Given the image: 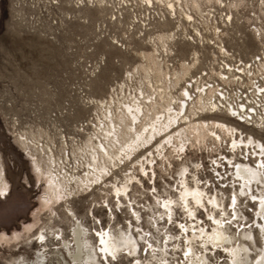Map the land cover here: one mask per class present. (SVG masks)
<instances>
[{"label":"rangeland","instance_id":"rangeland-1","mask_svg":"<svg viewBox=\"0 0 264 264\" xmlns=\"http://www.w3.org/2000/svg\"><path fill=\"white\" fill-rule=\"evenodd\" d=\"M262 8L264 0H244L233 10L232 24L227 27L221 23L227 9L222 6L211 9L210 13L217 18L218 25L220 24L219 30L222 29L219 32L221 43L227 50L226 54H222L211 43L213 40L219 42V39L212 34L211 28H202L197 13L193 15L198 23L195 25L201 28L203 45L195 43L199 41V37L191 24L182 19L176 22L163 5L155 2L151 7L150 4H144L143 0H0V162L8 183L4 194L0 195V235H11L13 232L21 235L26 225L34 222L36 228L46 218L40 207L46 183L37 176L32 163L35 158L44 163L40 154L33 150L36 146H43L46 150L47 147L51 148L56 161L65 169L83 172L85 159L74 155L72 150L81 145L89 135L97 134L100 124L104 125L103 113L107 101L121 97L124 92L133 91L138 86V73L135 74L134 68L145 62L140 53L152 48L150 36L163 32L173 33L176 41L168 43L171 52L168 56L163 55L169 67L176 68L182 61L187 63L196 58V63L189 69L192 79L196 78L198 82L206 85L217 83L228 92L229 102L235 107L240 102H244L247 107L249 104H256L254 101L258 100L260 104L256 109L264 115V92L256 93L257 88L264 85V78L260 77L263 76L260 74L262 69H258L264 62V33L261 36L254 34L256 28L264 31ZM208 18H212L211 14ZM227 64L233 68L250 69L256 78L253 83L244 82L238 85L221 82L212 70H223ZM120 86L125 91H121ZM179 86L173 88L175 95L180 90ZM182 86L195 93L192 80L189 85L181 83ZM182 100L185 101V98ZM111 107L114 108V103ZM185 107L184 105V109ZM201 117L233 124L242 131L243 138L250 134L264 142L262 128L239 123L235 118L222 113H207ZM20 134L31 140L27 149L16 140ZM159 137L156 136L151 143L141 147L137 151L138 155L147 156L153 151ZM224 146L222 143L217 148L226 154L227 151H222ZM184 155L189 160L198 162L197 170L193 167V171L198 172H195V177L200 179V185H205L203 188L207 194L220 195L218 189L222 188L226 192L223 199L227 203L225 198L229 194L227 182L230 178L226 177L231 166L220 157L218 151L210 152L205 148L199 151L196 145L192 147L186 143L182 152V156ZM191 167L189 166L190 169ZM121 168L123 172L135 173L141 179V183L134 181V186L128 190L131 193L129 196L138 190L134 194L140 203L139 207L141 204L152 203L154 195L162 197L176 192L174 173L167 177L161 176L156 170L154 178L150 180L130 164H123ZM116 173L121 176L119 171ZM187 178V182L190 181L188 184L192 185V176ZM105 179L113 181L114 178L108 175ZM95 190L87 195L74 197L71 202L75 215L85 221L88 228L92 227V234L94 227L100 228L108 224L115 228L125 227L130 220L136 226L133 228L134 234L142 231L155 244V239L160 242L162 236L159 235L163 231H170L172 234L179 232V248L176 247L172 252L174 255H170L173 256L169 259H173L170 264L185 262V255L181 250L184 246V235L190 229L187 227L182 230L181 226L189 222L194 228L196 225H203L201 227L204 230L211 226L205 207L197 206L194 216L188 218L176 206L177 213L171 216L174 221L159 224V227H166L159 233L146 222L148 217L145 212H142L143 219L135 223L127 208L118 209L111 195L107 199L109 205H104L101 203L103 198ZM123 198L120 197L125 200ZM96 200L98 202L93 208ZM243 200L242 206L240 205L245 213L243 222L252 224L253 201ZM89 203L92 205L87 213ZM109 211L113 212V217L108 222ZM62 215L60 212L61 218ZM60 224L67 233L68 223L61 221ZM253 229L255 239L259 242L258 230L255 226ZM138 241L139 256L142 259L148 256L150 249L146 241L139 238ZM13 248V243L8 247L0 242V264H5L9 255H34L28 247ZM214 253H217L216 249L208 253V260L215 261ZM128 263L129 259L119 256H107L103 260V264Z\"/></svg>","mask_w":264,"mask_h":264},{"label":"bare ground","instance_id":"bare-ground-1","mask_svg":"<svg viewBox=\"0 0 264 264\" xmlns=\"http://www.w3.org/2000/svg\"><path fill=\"white\" fill-rule=\"evenodd\" d=\"M243 1L143 0L144 4H150L151 7L154 2L157 5H163L176 22L182 19L191 24L199 37V41L195 43L203 45V34L199 25H195L197 21L193 15L197 13L201 19L199 23L202 24V28H211L212 34L219 39V42L213 40L211 43L214 44L217 52L222 54L227 53L219 34L222 29L219 30L220 24L218 25L217 18L210 13L211 9L220 6L227 9L221 19L222 25L227 27L228 24H232L233 10L235 11ZM210 14L212 18H208ZM263 33V30L261 32L256 28L254 34L261 36ZM149 41L152 48L140 53L145 62L139 63L134 68L135 74L138 73V86L133 91L124 92L121 97L107 101L103 113L104 125L100 124L97 134L89 135L81 145H77L76 149L72 150L74 155L85 159L83 172L79 173L78 170L73 169L69 171L60 166L49 147L46 150L38 145L33 149L44 161L41 163V160L39 162L35 158L32 163L37 176L43 178L46 183L45 193L40 200V207L44 215L46 214V218L36 228L34 222L26 225L21 235L14 232L11 235L4 233L0 235V242L4 243V246L9 247L11 243H13V249L25 246L32 249L31 252L34 254L32 257L22 254L9 255L5 259V264H103L107 256L126 257L129 259L128 264H170L173 260H169L173 257L170 255H174L172 252L179 246L177 236L180 233L172 234L166 230L162 233L161 230L164 227H159V224L163 225L166 221L173 219L171 216L177 213L176 206L184 211L183 214L186 217L191 218L185 211L186 202L188 210L193 214L197 206L205 207L211 226L204 230L201 227L203 225H196V230L195 226L189 222L181 227L182 230L187 227L190 229L189 233L184 235V246L181 250L185 255L183 264H209L208 253L213 252V249H216L217 253L213 254L215 261H210L211 264H264V231H262L264 167H261L264 165V142L250 134L243 138L242 131L233 124L201 117L207 113H222L235 118L239 123L262 128L264 132V115L256 109V106L260 104L259 101H254L256 104H249L247 107L244 102H240L235 107L229 102L228 92L217 83L206 85L198 82L196 78L192 79L189 69L196 63V58L187 63L182 61L176 68L169 67L163 55L168 56L171 52L168 43L176 41L173 33H157L150 36ZM224 68L223 70L214 69L212 72L218 80L227 84L253 83L256 78L250 69L244 67L233 68L227 64ZM258 69H262L260 74L263 76L260 77L264 78V62ZM191 80L194 83L195 93L189 92L188 87H181V83L189 85ZM177 85H180V90L175 95L173 88ZM120 90H124L122 86ZM259 91L264 92V85L257 88L256 93ZM182 98H185V101ZM112 103L114 108L111 107ZM156 136L160 137L154 145V150H151L147 156H139L137 151L151 143ZM16 140L24 149H27L31 141L23 134L18 135ZM186 143L192 147L196 145L199 151L201 148L210 152L218 151L220 157L231 166L230 173L226 177L230 178L227 182L230 190L225 198L227 203L223 199L226 192L222 188L218 189L220 195L217 192V194L208 195L203 188L205 185L199 184L200 179L195 177V172H198L193 171V167L196 169L198 162L189 160L186 155L182 156ZM222 143L225 144L222 151H227L226 154L217 148ZM214 163L218 164V161L214 160ZM123 164H130L142 176L150 180L154 178L157 171L161 176L167 177L172 176L173 173L176 174V185H174L176 192L162 197L154 195L152 203L141 204L139 207L140 203L135 199L134 194L138 190L132 192L131 196L128 190L134 181L141 183V179L135 173L123 172L121 168ZM189 166H192L191 169ZM117 171L121 176L116 173ZM108 175L114 178L113 181L105 179ZM188 176H192V185L188 184L190 181L187 182ZM7 185L0 162V190H6ZM93 189H96L98 195L103 198L101 203L104 205L108 204L107 199L111 195L118 209L127 208L135 223L143 219L142 212H145L148 217L146 222L162 233L159 235L162 236L160 242L155 239L153 232L151 236L156 244L146 238L142 231L135 230L137 235L134 234L133 228L136 226L131 220L125 227L115 228L109 224L100 228L94 227L92 234L91 226L89 225L88 228L85 221L83 222L76 216L77 214L75 215L71 202L74 197L87 195ZM193 193H195V199H193ZM233 195L236 197L234 205ZM119 196L124 197L125 200H121ZM243 199L253 201L252 224L243 222L245 213L240 207L242 201L244 202ZM196 200H199L200 204H197ZM210 200L211 203H209ZM97 202V200L94 202L93 208ZM91 205L92 203L87 205V213ZM229 205L233 206L229 207ZM60 212L63 214L62 218ZM112 217L113 212L109 211L108 222ZM61 221L68 223L67 233L65 227L61 226ZM254 226L259 233V242L255 239ZM137 237L143 242L146 241L150 249L148 256L142 259L139 256L140 245Z\"/></svg>","mask_w":264,"mask_h":264},{"label":"snow or ice","instance_id":"snow-or-ice-1","mask_svg":"<svg viewBox=\"0 0 264 264\" xmlns=\"http://www.w3.org/2000/svg\"><path fill=\"white\" fill-rule=\"evenodd\" d=\"M261 167H264V165H261ZM3 194H4L3 191L0 190V195H3ZM192 196H193V199H195V193H193ZM232 201H233V205H234L235 202H236L235 195H233ZM211 202L212 201L210 200L209 203H211ZM196 203L197 204H200V201L199 200H196ZM233 205H229V207H232ZM185 211L187 212V214H188L189 217H192L193 216V212L188 210L187 202L185 203ZM181 227H183V226H181ZM262 231H264V226H262ZM41 239H43V237H41ZM185 254L187 255V253H185Z\"/></svg>","mask_w":264,"mask_h":264}]
</instances>
